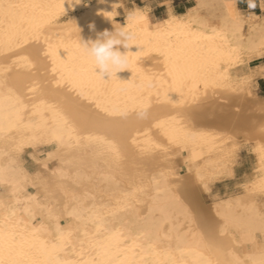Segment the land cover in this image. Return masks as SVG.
Here are the masks:
<instances>
[{
    "label": "bare ground",
    "instance_id": "1",
    "mask_svg": "<svg viewBox=\"0 0 264 264\" xmlns=\"http://www.w3.org/2000/svg\"><path fill=\"white\" fill-rule=\"evenodd\" d=\"M143 1L104 82L79 39L121 0H0V264H264V10Z\"/></svg>",
    "mask_w": 264,
    "mask_h": 264
},
{
    "label": "clouds",
    "instance_id": "2",
    "mask_svg": "<svg viewBox=\"0 0 264 264\" xmlns=\"http://www.w3.org/2000/svg\"><path fill=\"white\" fill-rule=\"evenodd\" d=\"M167 2V0H166ZM239 0H228V3L235 6ZM247 6L253 10L259 6L264 10V0H246ZM67 3L70 8L80 5L82 0H63L62 8L65 13L64 5ZM99 3H105V0H99ZM123 7L122 0L120 3L112 5V11H100L97 14L106 17L114 24L115 31L109 32L105 30L97 34L95 40L81 41L79 39V48L93 62L95 75L102 81L108 82L112 79H117V73L129 70L128 65L132 57L139 56L141 52L133 54L130 51L121 52L119 46L125 49L131 48L132 42L136 38V33L133 31L132 25L139 24L146 18L143 11L139 8H133L126 13V25L119 28L116 27L115 17L119 15L118 8ZM90 29L95 28L94 25H89ZM137 46V45H135ZM107 77L108 79H105Z\"/></svg>",
    "mask_w": 264,
    "mask_h": 264
},
{
    "label": "rangeland",
    "instance_id": "3",
    "mask_svg": "<svg viewBox=\"0 0 264 264\" xmlns=\"http://www.w3.org/2000/svg\"><path fill=\"white\" fill-rule=\"evenodd\" d=\"M135 2L139 5H142L144 4V1L143 0H135ZM187 0L186 1H183L182 4H180L179 7H177L174 4L175 6V10L176 11H182L184 7L187 6ZM239 3L243 5V0H239ZM162 7H157V13L161 12L162 11ZM259 95L261 96H264V92H258ZM51 148H40L38 149L37 151V156H40V157H43L44 156V153L48 150H50ZM21 158L23 160V163L25 165V167L27 168V170H29L30 172H34L37 168H36V164L34 163V161L26 154V153H23L21 155ZM184 169V167H181V171ZM235 170H236V180H233L231 181V185H232V189H234V183L236 181H245V180H248V177L245 176L246 173H252L253 172V158H252V154H251V150L249 147H246V148H243L241 149L240 151V158H239V161H238V164L236 165L235 167ZM226 185V184H225ZM221 186H224V183H217L215 184L214 188L216 190H219V191H223V190H220ZM225 187V186H224ZM262 200L264 201V198H262Z\"/></svg>",
    "mask_w": 264,
    "mask_h": 264
},
{
    "label": "crops",
    "instance_id": "4",
    "mask_svg": "<svg viewBox=\"0 0 264 264\" xmlns=\"http://www.w3.org/2000/svg\"><path fill=\"white\" fill-rule=\"evenodd\" d=\"M137 1H138V0H137ZM183 1H186V0H172V2L175 3V5H176L177 7H179L180 4L183 3ZM243 5H244V6H242V7H244V8H247V7H248V6H247V2H246V0H243ZM173 7H174V9H175L174 4H173ZM184 9H185V7L183 8V10H184ZM183 10H182V11H183ZM256 85H257V91H258V92H264V79H263V78H258V79L256 80ZM231 181H233V180L227 181V182H226V186H227V187L221 186L220 190H224L225 188H227V189H231V188H232Z\"/></svg>",
    "mask_w": 264,
    "mask_h": 264
}]
</instances>
